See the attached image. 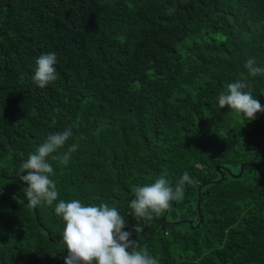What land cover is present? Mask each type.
<instances>
[{"label": "trees", "instance_id": "obj_1", "mask_svg": "<svg viewBox=\"0 0 264 264\" xmlns=\"http://www.w3.org/2000/svg\"><path fill=\"white\" fill-rule=\"evenodd\" d=\"M49 52L58 79L40 88ZM249 58L264 68V0H0V264H65L58 201L31 207L17 173L66 128L58 200L117 208L159 264H264V112L218 104ZM248 78L264 107V74ZM165 170L196 183L138 220L133 189Z\"/></svg>", "mask_w": 264, "mask_h": 264}, {"label": "clouds", "instance_id": "obj_2", "mask_svg": "<svg viewBox=\"0 0 264 264\" xmlns=\"http://www.w3.org/2000/svg\"><path fill=\"white\" fill-rule=\"evenodd\" d=\"M174 12L175 6L168 9V14ZM35 63L33 81L37 86L44 88L58 79L55 52L40 55ZM244 68L247 77L229 83L226 91L219 93L218 104L221 109L227 106L236 115L252 121L256 119L257 113L264 112V107L253 96V84L248 77L264 74V68L256 66L255 58H249ZM72 136L71 128L50 133L35 153L29 154L17 173V177L27 183L25 197L31 207L41 203L52 206L58 201L54 212L64 222L62 239L67 249L65 264H159L147 247H142L133 238L134 234L143 232V227L135 224L130 230H125L128 228L127 220L117 208L107 203L85 205L78 199L58 200L60 194L56 182L50 178L54 170L48 158L66 166L72 153L77 151L78 143L71 144L63 153H56L64 148ZM25 171L27 174L21 175ZM166 177L165 170L154 183L133 189L135 198L129 207L138 220L151 221L169 210L172 201L184 199L185 185L196 183L187 171L174 187Z\"/></svg>", "mask_w": 264, "mask_h": 264}, {"label": "water", "instance_id": "obj_3", "mask_svg": "<svg viewBox=\"0 0 264 264\" xmlns=\"http://www.w3.org/2000/svg\"><path fill=\"white\" fill-rule=\"evenodd\" d=\"M241 168H242V165L240 166V171H241ZM240 171H239V172H240ZM236 176H237V175H236ZM198 191H199V188L197 189V195L199 196ZM199 221H200V219L198 220V223H199Z\"/></svg>", "mask_w": 264, "mask_h": 264}]
</instances>
